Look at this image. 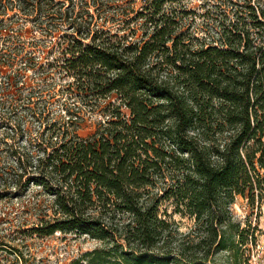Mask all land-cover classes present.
Returning a JSON list of instances; mask_svg holds the SVG:
<instances>
[{"label": "trees", "instance_id": "obj_1", "mask_svg": "<svg viewBox=\"0 0 264 264\" xmlns=\"http://www.w3.org/2000/svg\"><path fill=\"white\" fill-rule=\"evenodd\" d=\"M116 1L0 0V66L22 55L20 29L3 17L15 8L34 16L35 44L54 56L40 67L71 78L53 92L59 113L32 101L41 90L31 86L34 138L19 139L29 128L14 112L0 197L36 184L53 213L23 232L100 243L70 264H219L223 251L248 262L232 205L264 202V0H205L204 12L189 0ZM86 114L98 120L82 136ZM174 214L193 226L181 230Z\"/></svg>", "mask_w": 264, "mask_h": 264}, {"label": "rangeland", "instance_id": "obj_2", "mask_svg": "<svg viewBox=\"0 0 264 264\" xmlns=\"http://www.w3.org/2000/svg\"><path fill=\"white\" fill-rule=\"evenodd\" d=\"M121 2L122 0L116 1L117 4ZM187 3L199 12H204L207 9L205 0H189ZM17 13L18 9L10 8L9 14L3 16L6 19L5 23H9V19L14 17L12 24L15 29L19 28L21 33L14 41L22 47L23 51L22 55L15 57L16 61L12 66H0V95H3L5 88L8 90L5 96L6 104L0 108V139H4L5 132L14 128V112H18L20 116H23V125L29 128V132L23 137L20 136L19 139L28 140L37 135L36 132L41 122L37 118L30 117L27 110L23 109L24 106L32 105V101L40 105V102L44 100H51L49 108L56 111L55 113L61 112L59 109L62 98L60 95H54L53 92L71 78L61 74L60 69L40 67L42 64L47 66L48 63H51L54 56H49L36 46L34 39H37L40 34L34 27V16L17 15ZM197 21L200 23L203 19L197 17ZM5 27L7 25L3 27L4 34L2 36L8 34V28ZM58 34L51 38L54 43L58 39ZM35 36L38 37L35 38ZM54 43H49V46L53 47ZM1 49L2 43L0 42V51ZM28 57L32 59H28L29 62H27ZM8 80L12 82V85ZM31 86H36L37 90H41L40 93L33 95L32 101L26 98ZM97 120L98 116L95 114L92 117L86 114L84 120L80 122L79 133L82 136L91 134L95 130ZM9 141L13 142L14 139L9 138ZM40 190L39 186L31 184L25 194L0 197V241L8 244L7 249H0V264H22L18 259L21 253L27 260V264H70L100 244L90 237L78 236L74 233L57 231L50 236H38L31 235L27 231L23 232L22 230H28L32 225L38 223L41 216L53 213L52 198L40 194ZM258 199H256L255 205H251L247 198L238 196L232 205L234 218L248 230L245 236L248 237L249 243L244 246V257L249 259L248 262L242 260L240 264H264V202H260ZM45 208L48 209L47 212H45ZM172 208L170 206L169 212L172 211ZM173 219L184 231L194 224V220L180 214H174ZM229 256L225 251L220 252L217 255V261L219 264H233ZM242 259L244 258L242 257Z\"/></svg>", "mask_w": 264, "mask_h": 264}]
</instances>
